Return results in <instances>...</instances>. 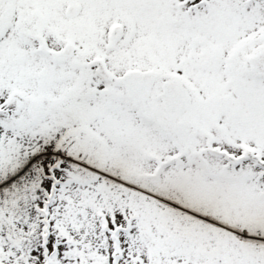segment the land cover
Returning <instances> with one entry per match:
<instances>
[{
    "label": "snow or ice",
    "instance_id": "1",
    "mask_svg": "<svg viewBox=\"0 0 264 264\" xmlns=\"http://www.w3.org/2000/svg\"><path fill=\"white\" fill-rule=\"evenodd\" d=\"M0 264H264V0H0Z\"/></svg>",
    "mask_w": 264,
    "mask_h": 264
}]
</instances>
